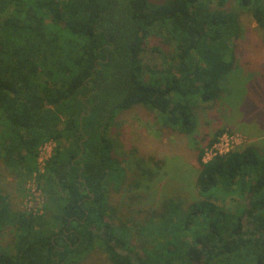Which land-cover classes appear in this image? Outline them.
<instances>
[{
  "label": "trees",
  "instance_id": "trees-1",
  "mask_svg": "<svg viewBox=\"0 0 264 264\" xmlns=\"http://www.w3.org/2000/svg\"><path fill=\"white\" fill-rule=\"evenodd\" d=\"M244 13L264 29V0H0V163L21 184L34 178L47 200L44 214L13 211L0 188V235L14 234L0 264H78L92 250L111 264H264V160L251 146L206 163L200 151L198 199L146 212L163 226L139 228L153 248L113 224L107 200L125 178L110 137L117 120L145 107L194 143L196 115L234 68ZM155 34L174 56L149 49ZM147 51L162 62L146 66ZM227 195L246 202L230 209Z\"/></svg>",
  "mask_w": 264,
  "mask_h": 264
},
{
  "label": "rangeland",
  "instance_id": "rangeland-1",
  "mask_svg": "<svg viewBox=\"0 0 264 264\" xmlns=\"http://www.w3.org/2000/svg\"><path fill=\"white\" fill-rule=\"evenodd\" d=\"M152 1L161 4L166 0ZM240 23L244 32L232 44L236 59L234 68L221 81L222 92L211 97L196 115L199 126L194 143L186 136L178 139L174 134L168 135L158 123L157 114L141 106L121 116L110 132V137L116 143L113 157L121 162L125 178L121 183H112L107 200L117 211L113 224H125L135 237L136 246L153 248L140 236L139 228L151 227L152 221L159 231L163 227L159 225L160 218L153 219L146 212L162 211L169 201L181 202L188 207L198 199L195 180L200 169L198 156L201 150L204 152L202 159L205 162L222 155L220 151L228 154L251 146L264 160V29L259 28L247 13L240 15ZM167 40L161 35H151L149 49L158 46L165 55L172 57L176 53V45L169 38ZM161 62L157 53L146 52V66ZM220 130L222 135L209 147ZM54 144L53 142L42 150L41 157L46 156L49 151L53 153ZM215 146L219 148L216 155L212 152ZM143 160L147 162L148 170L154 172V177L149 175L146 167L143 166L142 169L139 163ZM4 168L0 163V188L8 196L12 210L44 214L47 200L37 181L32 178L21 184ZM227 196L226 204L230 209L237 203V206L242 207L246 202L244 197ZM249 219L247 216L244 220L245 226ZM165 221L167 225L176 222L169 216H165ZM134 227H138V231ZM164 231H168V228L165 227ZM156 232L159 243L169 242L165 237L162 239L157 230ZM13 240L14 234L5 230L0 235V249L11 247ZM138 249L137 252L142 253ZM78 264L111 263L102 250H92L91 255Z\"/></svg>",
  "mask_w": 264,
  "mask_h": 264
},
{
  "label": "built area",
  "instance_id": "built-area-1",
  "mask_svg": "<svg viewBox=\"0 0 264 264\" xmlns=\"http://www.w3.org/2000/svg\"><path fill=\"white\" fill-rule=\"evenodd\" d=\"M51 144H53V142H49V143H47V144L44 145V146L41 148V150H40V154H39L38 162H39V165H40V168H41V169H43L45 163L51 158V156H52V154H53L51 151H49V152L47 153L46 156H43V155H42V157H41V152H42V150H45V149L48 147V145H51ZM54 145H55V146H54V149H55L56 144H54ZM214 149H215V150H214ZM214 149L212 150L213 154H214V155L218 154V153H219V148H218V146H215ZM53 152H54V151H53ZM220 154H222V155H226V154H224L222 151H220ZM211 160H212V158L209 159L208 161H205V163H206V162H209V161H211Z\"/></svg>",
  "mask_w": 264,
  "mask_h": 264
},
{
  "label": "flooded vegetation",
  "instance_id": "flooded-vegetation-1",
  "mask_svg": "<svg viewBox=\"0 0 264 264\" xmlns=\"http://www.w3.org/2000/svg\"><path fill=\"white\" fill-rule=\"evenodd\" d=\"M246 218H247V216L245 217V219H246ZM245 219H244V220H245Z\"/></svg>",
  "mask_w": 264,
  "mask_h": 264
}]
</instances>
